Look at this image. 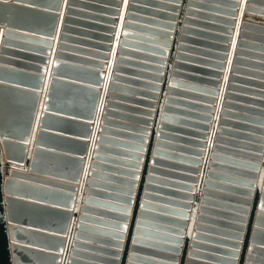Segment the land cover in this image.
<instances>
[{"label": "water", "instance_id": "95a60500", "mask_svg": "<svg viewBox=\"0 0 264 264\" xmlns=\"http://www.w3.org/2000/svg\"><path fill=\"white\" fill-rule=\"evenodd\" d=\"M238 1L0 0V264H264V0Z\"/></svg>", "mask_w": 264, "mask_h": 264}, {"label": "snow or ice", "instance_id": "6c2138e0", "mask_svg": "<svg viewBox=\"0 0 264 264\" xmlns=\"http://www.w3.org/2000/svg\"><path fill=\"white\" fill-rule=\"evenodd\" d=\"M141 151H143V149H141ZM135 185H133L134 187ZM249 187H251V185H249ZM127 195L131 196L132 193L131 192H128ZM245 195L247 196H250L252 197L253 201H254V206H253V209L252 211H249L248 212V215L249 216H252L253 217V221H250L251 222H256L259 224V228L260 229H264V193H262L260 191V188L257 187L254 192H248L246 193ZM244 203H248V201H244ZM255 207H259L260 208V212L258 214L255 213ZM122 211L124 212H127L128 209L125 208V209H122ZM238 211H247L245 209H238ZM241 231H245L246 229H240ZM122 239V237H121ZM237 239H239V237H237ZM176 244H179L180 241L179 240H176L175 241ZM118 247V245H117ZM174 251H178V249H174ZM249 251H251V249H249Z\"/></svg>", "mask_w": 264, "mask_h": 264}, {"label": "crops", "instance_id": "0c3cea01", "mask_svg": "<svg viewBox=\"0 0 264 264\" xmlns=\"http://www.w3.org/2000/svg\"><path fill=\"white\" fill-rule=\"evenodd\" d=\"M242 0H239L238 2H241ZM247 4V3H246ZM238 10L239 9H236V11L238 12ZM236 20V19H235ZM232 29H234V28H232ZM103 73L105 74V70L103 71ZM107 99V98H106ZM215 107V106H214ZM99 127H100V125H99ZM99 131V130H98ZM97 131V133H96V135L98 136V135H100L99 134V132ZM110 137V136H109ZM94 145H96V141L94 142ZM100 145H104V144H100ZM264 147V146H263ZM94 153V149H92V154ZM103 155H107L106 153H102ZM263 155V154H262ZM94 160H93V157H90V160H89V164L91 163V162H93ZM88 170H90V167L88 166ZM86 179L88 180L89 179V177H88V175H87V177H86ZM86 187V186H85ZM83 196V195H82ZM80 205H83V203H81ZM133 207V206H132Z\"/></svg>", "mask_w": 264, "mask_h": 264}, {"label": "built area", "instance_id": "2783aa9c", "mask_svg": "<svg viewBox=\"0 0 264 264\" xmlns=\"http://www.w3.org/2000/svg\"><path fill=\"white\" fill-rule=\"evenodd\" d=\"M11 171V167H4V171H3V179L7 178L9 176V173Z\"/></svg>", "mask_w": 264, "mask_h": 264}, {"label": "bare ground", "instance_id": "6f19581e", "mask_svg": "<svg viewBox=\"0 0 264 264\" xmlns=\"http://www.w3.org/2000/svg\"><path fill=\"white\" fill-rule=\"evenodd\" d=\"M256 22H260V21H256ZM4 161V160H3ZM7 162H4V167L6 166V167H9V166H7V164H6ZM4 178V177H3Z\"/></svg>", "mask_w": 264, "mask_h": 264}]
</instances>
